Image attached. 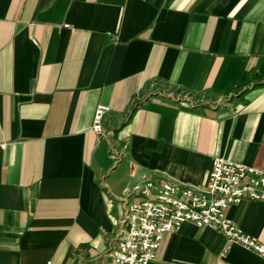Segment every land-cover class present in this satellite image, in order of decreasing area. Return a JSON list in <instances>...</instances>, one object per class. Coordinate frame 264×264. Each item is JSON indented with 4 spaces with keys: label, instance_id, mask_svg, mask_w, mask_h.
Here are the masks:
<instances>
[{
    "label": "crops",
    "instance_id": "crops-1",
    "mask_svg": "<svg viewBox=\"0 0 264 264\" xmlns=\"http://www.w3.org/2000/svg\"><path fill=\"white\" fill-rule=\"evenodd\" d=\"M216 155L264 169V0H0V264H108L139 183ZM226 216L264 243L263 201ZM148 264L264 257L183 221Z\"/></svg>",
    "mask_w": 264,
    "mask_h": 264
},
{
    "label": "built area",
    "instance_id": "built-area-1",
    "mask_svg": "<svg viewBox=\"0 0 264 264\" xmlns=\"http://www.w3.org/2000/svg\"><path fill=\"white\" fill-rule=\"evenodd\" d=\"M109 107L97 104L92 115V130L99 134ZM141 198L126 201L113 258L108 264H148L155 258L164 233L183 221L210 227L227 242L238 243L264 257V243L243 231L226 216V209L242 200L264 202V169L220 155L212 158L206 182L201 187L170 180L143 179L135 188ZM90 264H99L91 262Z\"/></svg>",
    "mask_w": 264,
    "mask_h": 264
}]
</instances>
